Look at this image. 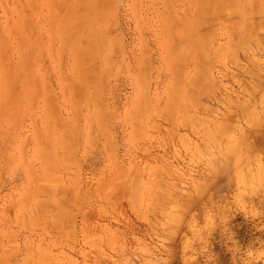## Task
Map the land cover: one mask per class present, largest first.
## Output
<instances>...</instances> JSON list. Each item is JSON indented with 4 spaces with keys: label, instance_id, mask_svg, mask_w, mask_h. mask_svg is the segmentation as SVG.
<instances>
[{
    "label": "rangeland",
    "instance_id": "obj_1",
    "mask_svg": "<svg viewBox=\"0 0 264 264\" xmlns=\"http://www.w3.org/2000/svg\"><path fill=\"white\" fill-rule=\"evenodd\" d=\"M262 5L0 0V264H264Z\"/></svg>",
    "mask_w": 264,
    "mask_h": 264
},
{
    "label": "bare ground",
    "instance_id": "obj_2",
    "mask_svg": "<svg viewBox=\"0 0 264 264\" xmlns=\"http://www.w3.org/2000/svg\"><path fill=\"white\" fill-rule=\"evenodd\" d=\"M198 10H199V9H198ZM203 10H205V9H203ZM237 10H238V9H237ZM196 12H198V11H196ZM209 12H210V11H209ZM208 14H209V13H208ZM67 15H68V14H67ZM70 15H71V14H70ZM199 15L202 16L201 13H199ZM199 15H198V16H199ZM251 15H252V16L264 15V5H262V7L260 8V10H257L256 12H254V13H252V14L247 13L246 11H245V12H241L240 10H238V12H237V17H236V19L234 20V24L227 25V27H226V30H227V31H226V32H227L226 37H227V39H230V38H232L233 36H235V35L237 34V35H238V37H237V38H238V42L241 41V40H245V41L247 40V41H248L249 38H248V34H247L246 32L248 31V22H250V20H253V18L251 19V17H252ZM210 16H211V15H210ZM72 17H74V16L72 15ZM72 17H71V18H72ZM199 17H200V16H199ZM203 17H204V16H203ZM67 18H68V19H67L68 21L71 20V19H70V16H69V17L67 16ZM83 18H84V17H83ZM83 18H81V22H82V23H83V21H82ZM201 18H202V17H201ZM205 18H206V16L203 18V19L205 20L204 23L206 22V19H205ZM263 18H264V17H263ZM75 19H76V17H75ZM78 20H80V19L78 18ZM207 20H209V19H207ZM213 20H214V18H213ZM72 21H73V20H72ZM74 21H75V20H74ZM74 21H73V22H74ZM76 21H77V20H76ZM76 21H75L74 23L77 25ZM199 21H200V20H199ZM211 21H212V20L207 21V22L209 23V22H211ZM257 21H258V19H257ZM260 21H261V20H260ZM208 23H207V24H208ZM258 23H259V22H258ZM261 23H262L261 25H263L264 20H263ZM69 24L72 25L73 23L70 21L69 23H67V25H69ZM80 24H81V23H80ZM80 24H78V25H80ZM196 24H197V23H196ZM67 25H66V30L68 29L67 27H69V26H67ZM83 25H84V23L82 24V26H83ZM194 25H195V24H194ZM254 25H255V24H254ZM259 25H260V24H259ZM261 25H260V26H261ZM74 26H75V25H74ZM80 26H81V25H80ZM250 26H251V25H250ZM257 26H258V24H257ZM85 27H86V26H85ZM253 27H254V26H253ZM69 28H70V27H69ZM72 28H73V25H72L71 29H72ZM75 28H76V27H75ZM88 28H89V27H87V28H85V29H88ZM85 29H84V31H85ZM251 29H252V28H250V30H251ZM255 29H256V28H255ZM255 29H254V30H255ZM72 30H73V29H72ZM74 30H76V29H74ZM74 30H73V31H74ZM246 30H247V31H246ZM84 31H83V32H84ZM90 31H93V30H90ZM69 32H70V33H69ZM85 32H86V31H85ZM253 32H254V31H253ZM253 32H252V34H253ZM68 33H69V34H72L70 30L68 31ZM73 33H74V32H73ZM89 33H90V36L93 35L92 37L94 38V34L91 33V32H89V31H87V34H88V35H89ZM94 33H95V32H94ZM87 34H86V35H87ZM249 34H250V33H249ZM246 36H247V38H246ZM92 37H91V38H92ZM93 38H92L91 40H93ZM245 38H246V39H245ZM250 38H251V36H250ZM83 39L86 40V42H84V43H85V45H87V44H88V41H87L88 39H85V38H83ZM91 40H89V44L92 43ZM250 40H251V39H250ZM90 41H91V42H90ZM231 42H232V41H231ZM236 42H237V41H236ZM238 42H237V43H238ZM75 43H76V42H75ZM75 43H74V48L76 49ZM229 43H230V42H229ZM233 43H234V42H233ZM243 43H245V42H243ZM80 44H81V43H80ZM242 45H243V44H241V46H240V44H239L240 47H242ZM254 45H255V44H254ZM256 45H257V44H256ZM87 46H88V45H87ZM227 46H228V45H227ZM78 47L81 48V46L77 45V48H78ZM84 47H85V46H84ZM88 47H89V46H88ZM258 47H259V46H258ZM80 48L78 49L79 51L82 50V49H80ZM232 48H233V47H232ZM75 49H74V50H75ZM223 49H224V47H223V46H220V50H223ZM74 50H73V51H74ZM76 50H77V49H76ZM250 50H251V49H250ZM258 50H259V49H258ZM79 51H78V52H79ZM252 51H253V50H252ZM76 52H77V51H76ZM254 53H255V52H254ZM251 55H252V54H251ZM248 56H249V55H248ZM248 56H247V57H248ZM245 57H246V56H245ZM259 59H260V58H259ZM230 60H231V62L233 61V59H230ZM228 75H229V76H233L234 74H233V73H228ZM224 76H225V75H224ZM199 77H200V76L197 75V77H196V81H195V82L198 83L199 80L202 78V77H200V79L197 81V79H198ZM203 78H204V77H203ZM203 78H202V80H203ZM261 78H262V79H261ZM192 79H193V77H190V79H188V80H191L192 83H194V82H193L194 79H193V80H192ZM204 79H205V78H204ZM260 79L263 80V76L260 77ZM246 80H247V79H246ZM200 81H201V80H200ZM203 81H205V80H203ZM189 82H190V81H189ZM241 82H242V81H241ZM263 82H264V80H263ZM199 83H200V82H199ZM201 83L203 84V82H201ZM201 83H200V84H201ZM261 83H262V81H261ZM208 84H209V83H208ZM243 84H245V83H243ZM243 84H241V85H243ZM246 84H247V83H246ZM258 85H259V84H258ZM188 86H189V85H188ZM245 86H246V85H245ZM261 86H262V84H261ZM180 87H181V85H180ZM186 87H187V86H186ZM243 87H244V86H243ZM243 87H242V88H243ZM256 87H257V86H256ZM258 87H260V86H258ZM262 87H264V86H262ZM244 88L246 89L247 87H244ZM238 89H239V88H238ZM245 89H244V90H245ZM247 89H248V88H247ZM260 89H261V88H260ZM248 90H249V89H248ZM240 91H241V90H240ZM245 91H246V90H245ZM188 92H189V91H188ZM247 92L249 93V91H247ZM233 93L236 94L237 92H233ZM250 93H251V92H250ZM250 93H249V95H250ZM259 93H260V92H259ZM186 94H187V93H186ZM191 94H192V93H191ZM199 94H200V93H199ZM239 94H240V93H239ZM187 95H188V94H187ZM192 95H194V94H192ZM192 95H191V96H192ZM195 95H197V94H195ZM195 95L192 96V97H196ZM236 95H237V94H236ZM241 95H242V94H241ZM243 96H245V95H243ZM257 96H258V95H257ZM259 96L262 98V97L264 96V93H263V96H261V95H259ZM247 97H248V96H247ZM249 97H250V96H249ZM255 97H256V96H255ZM260 97H259V98H260ZM186 98H187V97H186ZM190 98H191V97H190ZM190 98H189V100H187L188 102L191 100ZM192 99H193L194 101H196V103H194V101H193L192 103H194V104H197V103H198V102H197V98H195L196 100H195L194 98H192ZM243 99H244V98H243ZM249 99H250V98H247V100H249ZM191 101H192V100H191ZM231 101H232V100H231ZM249 101H250V100H249ZM257 101H258V100H257ZM225 102H226V101H225ZM227 102H229V101H227ZM243 102H246V101L243 100ZM263 102H264V101H261L262 104H263ZM189 103H190V102H189ZM246 104H248V103H246ZM250 104H251V102H250ZM255 104H256V103H255ZM255 104H254V105H255ZM189 105H192V104H189ZM237 105H238V104H237ZM242 105L244 106V104H242ZM254 105H252V106H254ZM263 105H264V104H263ZM263 105H262V106H263ZM252 106H251V107H252ZM238 107H241V106H238ZM238 107H237V108H238ZM241 108H242V109H241ZM241 108H240V111H239V112H240V114H241L242 116H245V115H247V114L250 115V113H253V110H252L251 108H250L251 110H248L249 107H248V109H247V107H245V108L241 107ZM255 109H256V108H255ZM255 109H254V110H255ZM259 109L261 110V108H259ZM235 110H236V109H235ZM256 110H257V109H256ZM256 110H255V111H256ZM263 110H264V109H263ZM133 111H134V110H133ZM206 111H207V108H205L204 112H206ZM231 112H232L231 114L234 113L233 110H231ZM135 113H136V111H135ZM236 113H237V111H236ZM256 113H257L258 115L260 114V112H259V113L256 112ZM262 113H263V112H262ZM258 115H257V116H258ZM234 116L236 117V115H234ZM238 116H239V115H238ZM238 116H237V119H239ZM242 116H241V118H242ZM252 116H255V115H252ZM252 116H250V117H248V118L251 119ZM257 116H256V118H258ZM132 117H133V116H132ZM180 117H181V116H180ZM194 117H195V116H194ZM245 117H247V116H245ZM245 117H244V119H245ZM259 117H260V116H259ZM182 118H183V117H182ZM199 118L201 119V121H200V120H198V121H200L201 123L204 122V121L202 120V117H199ZM241 118H240V119H241ZM248 118H247V119H248ZM256 118H253L252 121H250L249 119H248V120L245 119V121H247V123H246L244 120H243V121H244L246 124H249V122H251L249 125L252 126V122L254 123V121L256 120ZM184 119H186V118H184ZM195 119H196V117H195ZM195 119H194V120H195ZM203 119H204V118H203ZM254 119H255V120H254ZM188 120H189V119H188ZM188 120H183V119H182L183 122H184V121H188ZM253 120H254V121H253ZM259 120L261 121L260 118H259ZM198 121H195V123L198 122ZM220 121H221V123L223 122L222 120H219V122H220ZM226 121H227V119H226ZM262 121H263V120H262ZM183 122H182V123H183ZM188 122H189V121H188ZM190 122L192 123L191 120H190ZM219 122H217L218 125H219ZM227 122H228V121H227ZM206 123H207V122H206ZM223 123H224V122H223ZM223 123H222V124H223ZM228 123H229V122H228ZM255 123H256V122H255ZM258 123H259V121H258ZM260 123H262V122H260ZM263 123H264V121H263ZM183 124H184V125H187V123L185 124V122H184ZM193 124H194V122H193ZM193 124H192V126H193ZM199 124H200V123H199ZM199 124H198V125H199ZM232 124H233V122H230V125H229V124H226V125H224V126L221 125V126H220L221 129H220L219 131H217V132H215L216 128H215V130H214V129L212 130V131H214L216 134H217L218 132H220V133H218V134H221V136L223 135V137H224V135L227 134V135H226V137L228 138L227 140L230 142V145H228L229 143H228V144L226 143L227 140H226V139L223 140V137H221L220 135H219V136H220L221 138H218V139L216 138V143H217L218 147H220V149H221V153H219L221 156H225V157H226L227 155L234 153L235 150H236V147H239L240 145H242L243 142H245L244 140L246 139V137H245L244 139H241V138H239V134H237L236 136H234L235 134L232 133V132H233V131H232L233 129L231 130L230 128H228V127L231 126ZM188 125H191V124H188ZM194 125H195V124H194ZM216 125H217V124H216ZM227 125H229V126H227ZM239 125H241V124L239 123ZM239 125H237V126H238V127H237L238 130H240L243 134H246V133L244 132V130H243L244 127L242 128V127H241L242 125H241V126H240L241 129H239ZM192 126H191V128H192ZM195 126H196V125H195ZM205 126H206L205 123L201 124V127H202V128H204ZM207 126H208V125H207ZM212 126H213V125H212ZM253 126H254V125H253ZM256 126L258 127L257 124H256ZM187 127H188V126H187ZM214 127H215V126H214ZM220 127H218V128H220ZM225 127L228 128V130H227ZM234 127H236V126H234ZM195 128H199V127L196 126ZM205 128H206V127H205ZM218 128H217V129H218ZM222 128H223V129H222ZM193 129H194V128H193ZM229 129H230L232 132H230ZM191 130H192V129H191ZM204 130H206V129H204ZM236 130H237V129H236ZM245 130H246V129H245ZM193 131H195V130H193ZM209 131H211V130H210V127L208 128L207 133H209ZM240 131H239V132H240ZM196 133H197V131H196ZM210 133H211V132H210ZM215 133H214V135H215ZM230 133H232V134L230 135ZM198 135H199V134H198ZM205 135H207V134L205 133ZM208 135H209V134H208ZM56 136H57V135H56ZM196 136H197V135H196ZM215 136H217V135H215ZM202 137H203V139H204V134H203ZM202 137H201V138H202ZM206 137H208V136H206ZM208 139H209V137H208ZM220 139H222V140H223L228 146H225L224 142L222 143ZM210 141L212 142L211 138H210ZM209 143H210V142H209ZM212 144H213V142H212ZM245 144H246V142H245ZM210 146H211V145H210ZM218 147H217V149H218ZM248 153H249V151H248ZM210 155H213V156H211V157L214 158V155H215V154H210V153H209L207 157L210 158ZM243 155H244V153H243ZM251 155H252V153H251ZM217 156H218V155H217ZM202 157H203V156H202ZM243 157H244V156H243ZM243 157H242V158H243ZM247 157H248V156H247ZM215 158H216V155H215ZM206 160H207V159H206ZM209 160H212V159H209ZM245 160H246V159H245ZM250 161H251V160H250ZM243 163H244V162H243ZM243 165H244V164H243Z\"/></svg>",
    "mask_w": 264,
    "mask_h": 264
}]
</instances>
